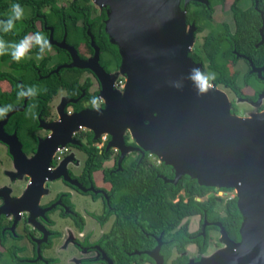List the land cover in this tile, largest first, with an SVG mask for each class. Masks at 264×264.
I'll use <instances>...</instances> for the list:
<instances>
[{
  "label": "flooded vegetation",
  "instance_id": "af4514ba",
  "mask_svg": "<svg viewBox=\"0 0 264 264\" xmlns=\"http://www.w3.org/2000/svg\"><path fill=\"white\" fill-rule=\"evenodd\" d=\"M72 1L56 0L52 12L49 0H0V20L7 19L13 3L24 9L23 20L16 23L12 32L0 33V38L18 42L25 35L42 32L51 44V51L42 59L37 57L35 48L19 63L13 62L8 55L0 56V108L12 106V111L0 118V206L1 201L18 200L15 214L13 206L4 210L0 208V264H116L109 256L111 251L115 254L121 252L124 260L132 255L138 257L127 264H155L148 253L159 242L158 254L162 257L161 248L166 245L157 237L152 238L153 245L149 249L133 248L129 240L127 244L116 245L111 238L109 247L102 241L114 221L113 215L106 212L111 210L110 185L104 180L103 171L118 169L132 152L125 154L118 165V151L110 148L112 153L103 161L102 169L89 174L85 170L87 155L84 150L89 151L91 145L99 150L101 146L89 144L85 134L90 131L80 126L68 136V128L73 127L69 123L71 117L85 109H101L103 103L98 97L99 81L90 70L78 69L81 72L74 79L69 77L75 75L76 68L66 67L72 61L66 48L71 47L79 60L96 63L105 76L118 69L113 67L112 50L105 46L100 50L93 38L94 33L100 31L95 21L102 13L106 15L107 10L103 6L97 10L94 7L95 11L89 13V22L86 23L87 44L83 41L73 44L65 25L66 9ZM188 3H192L193 9L203 6L211 26V29L204 28L200 32H204L200 45L210 30L232 43L229 53L225 52L212 61L223 70V77L233 83L232 87L212 84L224 91L229 114L239 118L264 116V0H190L185 6L184 0H180L179 6L185 8ZM217 6L219 10H216ZM182 12L184 15V9ZM75 24L79 26L80 22L75 20ZM246 30L250 38L246 37ZM200 33L193 31V39ZM236 36L237 42L234 41ZM90 38L97 47L96 61L91 60L95 47H92ZM199 48L189 49L188 54L199 56ZM203 63L207 64V61ZM62 71L67 79H71L74 89L59 88L53 95L39 92L32 99L17 96L18 86H42L47 78L58 76ZM124 136L128 137L124 140L125 145H131L128 134ZM66 138L74 144L58 146L49 155L50 143H61ZM148 158L154 163L159 162L152 155ZM10 168L12 173L4 171ZM229 192L234 195L228 196ZM179 195L185 202L184 193ZM210 198L216 202L210 220L206 219L204 210L202 216L184 218L176 229L185 226L188 242L180 250L170 247L165 264H172V261L179 264L181 258L185 260L181 264L196 263L210 256L207 251L211 245L214 244L215 250L223 248L219 240L220 228L231 242H240L243 216L237 208L234 191L208 187L203 196L193 199L204 202ZM233 199L237 211L234 237L227 234L219 221L225 215V204ZM2 211H8L7 216L1 215ZM191 218H196L193 231L188 229V219ZM198 239L200 246L197 245ZM188 246L193 249L192 256L188 255ZM202 247L203 251H200ZM140 256H146L150 261H143Z\"/></svg>",
  "mask_w": 264,
  "mask_h": 264
},
{
  "label": "water",
  "instance_id": "95a60500",
  "mask_svg": "<svg viewBox=\"0 0 264 264\" xmlns=\"http://www.w3.org/2000/svg\"><path fill=\"white\" fill-rule=\"evenodd\" d=\"M94 1L107 7L105 30L121 47L120 65L105 76L96 63L79 60L66 48L72 59L66 67L90 70L103 103L101 109L71 117L82 121L68 128V136L78 126L93 139L105 134V150L118 151V165L128 152L148 153L173 170L172 184L187 175L199 186L233 190L243 216L240 242H231L220 228L223 248L188 264H264V116H233L222 91L212 86L201 95L187 79L181 80L201 66L187 55L194 27L186 26L180 0ZM91 60H97L96 47ZM119 75L125 82L118 91L113 82ZM176 82L182 86L176 88ZM125 133L133 145H125ZM67 143L74 144L68 138L51 142L49 155ZM14 199L1 201V210L13 206L15 214ZM158 248L159 242L148 256L163 264Z\"/></svg>",
  "mask_w": 264,
  "mask_h": 264
},
{
  "label": "trees",
  "instance_id": "16d2710c",
  "mask_svg": "<svg viewBox=\"0 0 264 264\" xmlns=\"http://www.w3.org/2000/svg\"><path fill=\"white\" fill-rule=\"evenodd\" d=\"M55 1L49 0L52 12L55 11ZM91 1L74 0L67 6L65 25L68 35L72 36L73 44L81 41L87 44L88 39L85 36L86 23L89 22V13L95 11ZM191 6L192 3H188L185 8H182L181 4L179 6L181 11L183 9L185 11L184 22L186 24L193 23L194 33H200L204 28L211 29L203 6H198L200 9H193L194 7L192 8ZM103 8L107 10L106 6H103ZM106 19L107 17L103 13L97 18L95 22H97V27L100 31L94 33L93 38L100 50H102V46L112 50L113 67L117 69L120 65L121 47L113 40L109 31L105 30ZM75 20L80 22L79 26L75 24ZM90 32L93 33L91 29ZM219 35L210 30L209 34L202 38L198 51L199 56L192 57L190 54L187 55L193 62L200 64L202 71L216 74V79L212 81L213 85L224 84L232 87V81L225 79L223 70L216 67L218 63H212L214 58L225 52L229 53L228 50L232 46L231 42H226L223 36ZM246 37H251L247 30ZM90 40L93 44L91 38ZM234 41L237 42V36L234 37ZM204 60L207 61V64L203 63ZM64 72L62 71L58 76L52 75L51 78H47L42 86H37L36 88H38L39 92L46 91L51 95L55 94L59 88L74 89V84L70 81L71 79H67L68 76H65ZM74 72L75 75H69V77L74 79L81 71L76 69ZM85 136L89 144L100 142L99 138L93 139L91 132H86ZM127 139L128 137L124 136V140ZM108 140L109 137L106 138L99 150L94 145L90 146L89 151L84 150L87 155L85 170H88L89 174L102 169L103 161L108 159L112 153L109 149L105 150ZM130 144L132 145L133 143ZM134 154V158L126 164V159H124L118 169L103 171L104 180L110 185L109 206L111 210L106 212L113 215L114 221L109 233L101 240L107 242L106 247H109L108 243H111V238H113L116 245L124 244L125 242L127 244V240H129L133 248L140 249L139 247H142V249H149L153 245L152 238L157 237L161 242L166 243L161 248V255L165 264L170 247L180 250L188 242L185 226L182 225L176 229L180 222L184 218L193 215L202 216L203 210L205 211L206 219L210 220V212L216 202L213 198L204 202H196L193 198L203 196L208 187L199 186L193 178L187 175L181 176L175 184H172L168 180L173 179L174 173L169 166L162 162H152L148 158V153L143 155L140 153ZM155 161L157 160L155 159ZM180 192L184 193L185 202L183 197L179 195ZM176 198L177 201H174ZM224 210L225 215L219 221L227 234L234 237L237 219L234 199L225 204ZM200 242V239H198V246H200ZM201 250L203 251V247ZM109 256L116 264H127L131 261H136L138 258L132 255L129 259L124 260V255L121 252L115 254L112 251L109 252ZM140 257L144 258L143 261H150L146 256ZM184 261L181 258L178 263L181 264ZM172 264H175V261H172Z\"/></svg>",
  "mask_w": 264,
  "mask_h": 264
},
{
  "label": "clouds",
  "instance_id": "9594fccd",
  "mask_svg": "<svg viewBox=\"0 0 264 264\" xmlns=\"http://www.w3.org/2000/svg\"><path fill=\"white\" fill-rule=\"evenodd\" d=\"M24 18V9L18 3H13L10 8V14L7 19L0 20V33H10L14 30L16 23ZM37 49V57L42 59L46 53L51 51V44L42 32H34L25 35L18 42H9L0 38V56L8 55L13 62L19 63L33 49ZM187 79L195 88L198 94H205L211 87L212 81L216 79L214 72H204L198 67L189 70L187 77H181V80ZM176 88L182 85L179 82L174 84ZM39 90L34 86H18L17 96L21 99H32L38 96ZM12 111L11 105L0 108V118L6 117L7 113Z\"/></svg>",
  "mask_w": 264,
  "mask_h": 264
},
{
  "label": "rangeland",
  "instance_id": "374dc122",
  "mask_svg": "<svg viewBox=\"0 0 264 264\" xmlns=\"http://www.w3.org/2000/svg\"><path fill=\"white\" fill-rule=\"evenodd\" d=\"M70 0H68V2H69ZM218 3H219V1H218ZM92 5H93V7H95L96 8V10L98 9V7H100L97 3H95V1L94 2H92ZM219 6V5H218ZM217 6V8H216V10H219L220 9V7H218ZM203 33L204 32H202V33H200V34H196V36H195V38L193 39L192 38V42H191V44H190V46H189V49H192V48H199V46H200V38H201V35H203ZM231 72V69H229L228 70V75H229V73ZM122 78V76L121 75H119V76H117V78L116 79H121ZM115 82V81H114ZM219 89H220V87H219ZM222 91V90H221ZM223 93H224V91H222ZM243 107H241L240 109H242ZM130 139V138H129ZM113 149V148H112ZM135 152H132V153H130L129 154V156H128V158H126V161L127 162H129V161H131L133 158H134V154ZM150 155V154H149ZM232 195H234L233 194V192H229L228 193V196H232ZM189 221H188V229L190 230V231H193L195 228H196V218H191V219H188ZM214 237H215V235H214ZM216 248H214V244L213 245H211V247H209V249H208V251L207 252H209L208 254L209 255H212V254H214L216 251H218V250H215ZM215 250V251H214ZM188 255L189 256H192L193 254H194V252H193V249H192V247L191 246H188Z\"/></svg>",
  "mask_w": 264,
  "mask_h": 264
},
{
  "label": "built area",
  "instance_id": "2783aa9c",
  "mask_svg": "<svg viewBox=\"0 0 264 264\" xmlns=\"http://www.w3.org/2000/svg\"><path fill=\"white\" fill-rule=\"evenodd\" d=\"M124 82H125L124 77H122L121 79H117V80H115V82H114V86H113V87H114L115 89H117V90H121V89L123 88ZM107 137H108V136L105 135V134L100 135V137H99L100 142L97 143V146H98V147L102 146L103 143L106 141V138H107ZM149 156H151V155H149Z\"/></svg>",
  "mask_w": 264,
  "mask_h": 264
},
{
  "label": "bare ground",
  "instance_id": "6f19581e",
  "mask_svg": "<svg viewBox=\"0 0 264 264\" xmlns=\"http://www.w3.org/2000/svg\"><path fill=\"white\" fill-rule=\"evenodd\" d=\"M82 121V118L80 116H76L75 118L70 119L69 123L72 125H75L76 123H79Z\"/></svg>",
  "mask_w": 264,
  "mask_h": 264
},
{
  "label": "crops",
  "instance_id": "0c3cea01",
  "mask_svg": "<svg viewBox=\"0 0 264 264\" xmlns=\"http://www.w3.org/2000/svg\"><path fill=\"white\" fill-rule=\"evenodd\" d=\"M11 170H12L11 168H10V169H7V170L4 169V171H8V172L11 171ZM2 171H3V170H2ZM3 177H4V176H3ZM0 186H1V185H0Z\"/></svg>",
  "mask_w": 264,
  "mask_h": 264
}]
</instances>
